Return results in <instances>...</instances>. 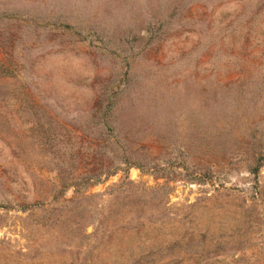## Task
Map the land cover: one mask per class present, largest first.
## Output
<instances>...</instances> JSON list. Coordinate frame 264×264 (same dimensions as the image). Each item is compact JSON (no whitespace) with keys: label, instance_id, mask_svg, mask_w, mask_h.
Listing matches in <instances>:
<instances>
[{"label":"rangeland","instance_id":"rangeland-1","mask_svg":"<svg viewBox=\"0 0 264 264\" xmlns=\"http://www.w3.org/2000/svg\"><path fill=\"white\" fill-rule=\"evenodd\" d=\"M0 54V264H264V0H0Z\"/></svg>","mask_w":264,"mask_h":264},{"label":"trees","instance_id":"trees-1","mask_svg":"<svg viewBox=\"0 0 264 264\" xmlns=\"http://www.w3.org/2000/svg\"><path fill=\"white\" fill-rule=\"evenodd\" d=\"M1 55V54H0ZM7 60L4 58H2L0 56V76H3V75H9L11 74L12 70H11V64L10 63H5ZM9 62V61H8ZM106 91V90H105ZM118 93L117 92H108L106 91L105 92V96L108 98V99H112L114 97H116ZM69 186L75 188L76 190H79V188L77 187V182H72L71 184H64L61 188V190H59L57 192V194H62V192L64 191L65 188H68ZM24 209V208H22Z\"/></svg>","mask_w":264,"mask_h":264}]
</instances>
